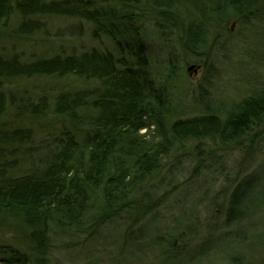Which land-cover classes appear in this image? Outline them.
Returning <instances> with one entry per match:
<instances>
[{"label":"trees","instance_id":"trees-1","mask_svg":"<svg viewBox=\"0 0 264 264\" xmlns=\"http://www.w3.org/2000/svg\"><path fill=\"white\" fill-rule=\"evenodd\" d=\"M103 1L107 7L93 0H0V26L18 17L14 37L29 39L40 34L46 29L43 21L56 17L89 25L94 40L105 39L115 48V52L90 49L34 61L0 55V89L5 82L31 78L73 77L83 86L61 91L50 106L58 116L55 121L61 119V134L51 160L38 165L41 174L13 172L10 158L19 151L16 146L28 140L26 130L16 128L10 133L0 128V234L10 231L16 242L21 236L22 245L0 243V264H48L52 234L78 231L93 215L97 220L123 213L140 220L147 217L159 207L153 197L158 186L150 187V180L180 142L226 146L263 130L264 88L226 109L207 108L198 117L172 121L169 90L164 81L156 84L152 80L143 60L138 21L154 14L158 20L174 23L179 2L204 6L197 20L188 23L189 29L197 26V41H188L187 30L180 28L185 46L196 52L207 46L212 21L257 22L264 16V0ZM30 21L36 29L28 26ZM14 96V88L0 90V117L10 109L21 114L25 100L22 95ZM39 103L31 107L38 118L50 104ZM228 197L219 228H213L202 242H194L193 248L185 247L184 234L173 230L164 254L172 259L184 257L193 264H215L214 260L218 264H264V179L248 176ZM101 213L105 217L97 216ZM165 241V237L158 238L159 243Z\"/></svg>","mask_w":264,"mask_h":264},{"label":"rangeland","instance_id":"rangeland-1","mask_svg":"<svg viewBox=\"0 0 264 264\" xmlns=\"http://www.w3.org/2000/svg\"><path fill=\"white\" fill-rule=\"evenodd\" d=\"M93 1L99 7L108 6L103 0ZM175 6V24L158 20L154 14L138 21V38L144 45L143 60L152 80L156 84L164 81L169 90L172 121L198 117L207 108L226 109L264 88V16H259L257 22L235 23L232 30L231 21L229 24L212 21L214 26L207 46L190 52L180 28L187 30L188 41H197L199 30L195 25L189 29L188 23L197 20L196 14L204 6H189L185 1ZM43 23L45 31L29 39L14 37L18 17L2 24L0 55L33 59L72 52L81 54L90 49L115 52L114 45L107 40H94L92 27L85 23L78 25L80 22L75 20L56 17ZM8 88H14V97L22 95L26 103L21 114L10 109L0 117L1 129L10 133L16 128L26 130L24 137L28 140L22 147L16 146L19 151L10 158L11 165H15L13 172L20 176L32 172L39 175L38 165L53 155V147L50 149L48 145L59 136L61 119L55 121L58 116L50 106L61 91L83 86L74 82L73 77L31 78L5 82L0 90ZM41 97H46L50 104L44 116L38 118L32 115L31 107ZM263 130L226 146L209 141L199 145L180 142L178 150L164 158L161 170L150 180V187L158 186L153 197L159 207L154 212L141 220L124 213L116 218L106 215L105 220H97L93 215L78 231L55 232L47 254L48 264H193L184 257L172 259L164 254L169 249L173 230L184 234L185 247L193 248L194 242H202L214 232L213 228L222 225L228 196L240 181L252 175L264 179ZM102 214L97 216L105 217ZM261 217L264 218V210ZM262 228L264 233V225ZM14 237L10 231H4L0 234V243L18 248L21 236L16 238L17 242ZM160 237L166 238L165 243L158 242ZM213 262L218 264L216 260Z\"/></svg>","mask_w":264,"mask_h":264},{"label":"bare ground","instance_id":"bare-ground-1","mask_svg":"<svg viewBox=\"0 0 264 264\" xmlns=\"http://www.w3.org/2000/svg\"><path fill=\"white\" fill-rule=\"evenodd\" d=\"M3 22L6 23V20H4ZM28 26H29L30 28H32V29H36V24L33 23L32 21H30V22L28 23ZM72 54H75V53L72 52ZM75 55H77V54H75ZM35 59H37V58L34 57L33 59H30V61H34ZM81 89H83V88H81ZM91 90H92V88H91ZM38 101H43L44 104H47L46 97H41L40 100H38ZM38 101H37V102H38ZM52 104H53V103H52ZM36 105H39V106H40V103L38 102V103H36ZM41 107H42V106H41ZM41 107H40V108H41ZM45 111H46V110H43V113H42L41 116H44L43 114L45 113ZM38 114H39V113H38ZM58 134H61V133L58 132ZM54 143H55V141H52V143L48 145V146L50 147V149H51V147H53L52 149L55 148V147H54V146H55ZM50 157H51V156H50ZM50 157L48 158V161L51 160ZM47 163H48V162H47ZM142 199H145V200H146L147 198H146V197H145V198L142 197Z\"/></svg>","mask_w":264,"mask_h":264},{"label":"water","instance_id":"water-1","mask_svg":"<svg viewBox=\"0 0 264 264\" xmlns=\"http://www.w3.org/2000/svg\"><path fill=\"white\" fill-rule=\"evenodd\" d=\"M236 22H233L232 25H231V30L233 29V26ZM236 25V24H235ZM194 66H192L191 68L188 69V72H190L192 69H193Z\"/></svg>","mask_w":264,"mask_h":264}]
</instances>
